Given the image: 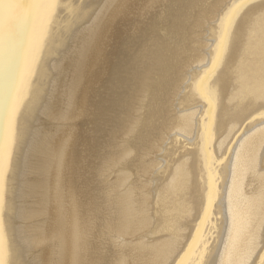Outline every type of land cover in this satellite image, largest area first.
<instances>
[{"label": "bare ground", "instance_id": "6f19581e", "mask_svg": "<svg viewBox=\"0 0 264 264\" xmlns=\"http://www.w3.org/2000/svg\"><path fill=\"white\" fill-rule=\"evenodd\" d=\"M0 143L4 264H264V0H6Z\"/></svg>", "mask_w": 264, "mask_h": 264}, {"label": "rangeland", "instance_id": "374dc122", "mask_svg": "<svg viewBox=\"0 0 264 264\" xmlns=\"http://www.w3.org/2000/svg\"><path fill=\"white\" fill-rule=\"evenodd\" d=\"M85 39H86V38L84 37L83 40H85ZM83 40H82V41H83ZM75 41H76V40H74V42H75ZM74 42H73V43H74ZM84 42H85V41H84ZM78 54H81V55H76V54H75V58H76V56H77L78 58L82 57V58H80V59H83V60L85 59V55H86L85 53H78ZM62 62H64V64H63ZM60 65L62 66V67L60 66V68H61L60 73H63V71L66 70V69H67L68 72L70 71V72H72V73L79 72V71H77V67L74 68L73 66H71V67H72V70H71L70 67L67 68L68 66H66V65H67V62H66L65 60H62L61 63H60ZM64 67H65V68H64ZM69 69H70V70H69ZM74 71H75V72H74ZM70 72L68 73V75L71 74ZM61 75H62V74L59 75V77H58V78H59L58 81L60 80ZM55 79H56V76H54V80H55ZM52 103H53V102H52ZM52 103H51V104H52ZM53 106H55V103L53 104ZM50 108H51V109H50ZM50 108H48V109L51 110V111L54 110V109H52V107H50ZM49 110H47V111H48V112H47V116H46V114H45L46 112L44 113V111H42L43 113L41 112L40 115L37 116L36 119H34V120H37V118H38V121H39V119L41 118V115H42V117H43L44 119L46 118V120H44L43 118H41V120H40L39 122H38V121L32 122V124H33L32 126L35 125L34 123H36V126H37V123H38V126H37V127L34 126V127H32V128H35V127H36V128H38V129H37L38 131H40V129L43 128V129L45 130L44 132H46V135L49 136V135L52 133V134H51V137H52L53 135H54V137H56V135L53 134V133L59 132L58 130H59L60 128L57 127V128H58V129H57V128L55 127L53 130H52V129H49V130H48V128H49V127H48V126H49L48 124H49V123H46V121L48 120V122H50V121H49L50 118L53 117V119H54V117H55L56 115H60V116L62 115V116H65V114H64L63 111H61V112H60V111H57V109H55V110L57 111V112L55 111V113H57V114H55L54 111L50 112ZM49 112H50V115H48ZM43 114H44V116H43ZM54 114H55V115H54ZM51 116H52V117H51ZM47 117H48V118H47ZM56 117L58 118L59 116H56ZM56 117H55V118H56ZM59 118H60V119H58V120H62V121H64L63 118H65V117H62V118L59 117ZM42 120H43L44 122H43ZM41 121H42V122H41ZM39 123H41L42 125H39ZM44 123H45L46 126L44 125ZM62 124H63V123H62ZM41 126H42V127H41ZM57 126H58V125H57ZM44 127H48V128L46 129V128H44ZM43 129H41V131H42ZM56 129H57V130H56ZM37 130L34 129V132H35V131L38 132ZM41 131H40V132H41ZM48 131H50V134H49ZM53 131H54V132H53ZM40 132H38L39 135H40ZM44 132H41L42 135H40V139L42 138V140H44V139H45L44 137H46V135L44 134ZM35 134H36V133H35ZM56 134H58V133H56ZM39 135H38V137H37V134H36V138H35V135L31 136V134H30V137H31V138H29V141H28L27 146H28L29 144H31L32 146H31V145H29V146L32 147V149L29 147L30 149H26V150L24 151V155H23L24 161H25L26 163H28L29 161H31V159H32V161L30 162L31 164L28 163V165H30V166H28L26 163H24V161H23V163H22L23 165H21L22 168H21L20 172L22 171L23 173H22V172H21V173H22L23 175H25V176H23L22 174L19 175V176H22V177L19 178V179H20L19 181L22 180L20 183H21V185H22L23 188H29V187H31V186L33 187V186H34L33 182H34V183H35V182L38 183V181H39V182H41V184H43V182H42V181H43V178H44V180H46V181L44 182V184H43L44 187H45V186L47 187V185H48V186H53L54 184H60L58 180L55 181V179H54V178H56V176H54V175H57V173H56V172L54 173L53 166H51V165L48 166V164H49L48 162H50V161H48V162H47V161H46V162L44 161V157H45L46 154H48V153H50V152H51V154H52V152H53L52 148H53V147H51V145L49 146V144H48V143H50V142L48 141V140H49V139H48V136L46 137L47 140H46L45 143H44V141H42V140H41V141H42L43 143L40 142V141H39V142H40V143H39V142H38V140H40V139H39ZM44 135H45V136H44ZM42 136H44V137H42ZM32 137H33V138H32ZM51 137H49V138H51ZM35 139H36L37 142H36V141H33V140H35ZM37 139H38V140H37ZM30 142H33V144L30 143ZM34 142H36V143H38V144H36V143H34ZM41 143H42V144H41ZM35 144H36V145H35ZM46 144H48V146L51 147V148H49V147L47 146L48 149H50L51 151H50V150L48 151V149H47V147H46L48 153H47V151H46V149H45V145H46ZM33 145L36 146V147H34ZM39 145H41V146H40L41 150H42V148H43V151H44V149H45L46 153H45V151H44V153H43V151H40V148L38 147ZM53 146L55 147V145H53ZM162 146H163V145H162ZM26 148H27V147H26ZM33 148H34V151H35V152H33ZM38 148H39V149H38ZM36 149L39 151L38 153H40V154L37 153ZM29 150H30V152H31L32 154L29 152ZM31 150H32V151H31ZM27 151L30 153V155L28 154ZM26 152H27V153H26ZM34 153H35V155H34ZM53 153H54V152H53ZM41 154H42V155H41ZM43 154H45V155H43ZM155 154H156V155L153 154V156H155V157H157V158L159 159V156H160V154H162V152H159V153H158V150H157V151H155ZM158 154H159V156H158ZM36 156H38V157H36ZM39 156H41V157H39ZM51 156H53V154H52ZM51 156H50V157H51ZM30 158H31V159H30ZM39 158H40V159H39ZM42 158H43V159H42ZM25 159H26V160H25ZM29 159H30V160H29ZM33 159H35V160H33ZM39 160H40V161H39ZM45 160H47V159H45ZM224 160H226V159H224ZM36 161H37V162H36ZM34 162H35L36 164H33ZM40 162H41V163H40ZM41 164H42L43 166H42ZM25 165H27V168H29V170H27V171H29L28 173H27V171L25 172V170L27 169ZM35 165H36L37 167H36ZM39 165H40V167H39ZM46 165H47L48 167H47ZM41 166H42V168H41ZM31 167L34 168V169L37 168L38 171H35L36 169H35V170H34V169L31 170ZM46 167H47V169H46ZM49 167H51V168H49ZM24 168H25V169H24ZM40 168H41V169H40ZM43 168H44V169H43ZM22 169H24V171H23ZM51 169H53V170H52L53 172L51 171ZM33 170H34V173L36 172V175L33 173ZM30 172L32 173V174H31L32 176H30V174H29ZM39 172H40V173H39ZM44 173H45V174H44ZM46 173H50V174H46ZM33 174H34V175H33ZM44 175H45L47 178H49V180L51 179V180H50L51 182L49 181V182L47 183L48 179H45V176H44ZM47 175H48V176L50 175V177H48ZM52 175H53V176H52ZM19 176H18V177H19ZM26 176H28V178L30 177V180H29L28 178L26 179V178H25ZM33 176H34V177H33ZM35 176H37V177H35ZM43 176H44V177H43ZM31 177H32L34 180H35L36 178H38V179H36V180L34 181V180H31V179H32ZM39 177H42V178H39ZM28 180H29V181H32V183L29 182ZM37 180H38V181H37ZM52 180H53L55 183H54ZM28 182L30 183V185H29ZM24 183H25V184H24ZM27 183H28V184H27ZM46 183H47V185H46ZM26 184H27V185H26ZM49 184H51V185H49ZM52 184H53V185H52ZM47 188H48V187H47ZM59 195H60V194H59ZM26 196L29 197V195H26V194H23V196L21 195V196L19 197V199L21 200V201H20L21 203H23V202L25 201L24 203L27 202V204H32V203L34 202V201H33L34 199H35V201H36V200H39V197H41L42 195H39V196H37V197H36V196H33V197H29V198H27ZM30 196H32V195H30ZM22 197H23V198H22ZM24 198H25V200H24ZM33 198H34V199H33ZM41 198H44V197H41ZM41 198H40V199H41ZM45 198H46V197H45ZM29 199H30V203H29ZM32 199H33V200H32ZM22 200H24V201L22 202ZM31 200H32L33 202H32ZM23 228H25V227H23ZM27 255H28L29 258L27 257ZM27 255H26V257L28 258V262L30 261V263H32V264H36V263L40 264V262H39V261H40V258H39V257L36 256V258H38V259H36V258H34V257H35L34 254H32L31 256H29L30 254L28 253ZM33 256H34V257H33ZM30 258H31L32 260H31ZM33 258L35 259L34 261H33ZM36 260H37V261H36Z\"/></svg>", "mask_w": 264, "mask_h": 264}, {"label": "snow or ice", "instance_id": "6c2138e0", "mask_svg": "<svg viewBox=\"0 0 264 264\" xmlns=\"http://www.w3.org/2000/svg\"><path fill=\"white\" fill-rule=\"evenodd\" d=\"M7 2L9 3L10 6H15L19 0H7ZM44 0H34V3L37 7H39L41 4H43ZM244 2H248V0H244ZM6 3V0H0V15L3 14V8L4 5ZM231 20V16L229 17V21ZM223 39L220 42V46L221 48L223 47ZM220 58V54H219V50L217 52V57L216 60L218 61ZM215 64L216 61L213 62V69L215 68ZM209 107L211 109V102L209 101ZM211 124V121L209 122V125ZM204 148H205V157L209 158L211 157V153L208 152V143H207V134H206V139H205V144H204ZM4 165H5V145L3 143H0V200H2V189H3V175H4ZM208 199L204 208V214L201 218L200 223L203 224L204 219L207 218L208 214H209V208L211 206V204L213 203L212 201V187H213V176L211 174V172L209 171L208 174ZM200 227L198 226L196 229V233L195 235L198 236L200 234ZM3 245H4V237H3V228L2 226H0V264H4V260H3ZM192 245H189V251L191 249ZM187 255V253H186ZM262 259H264V257H262ZM177 264H186V261L181 258V260H179L177 262Z\"/></svg>", "mask_w": 264, "mask_h": 264}]
</instances>
